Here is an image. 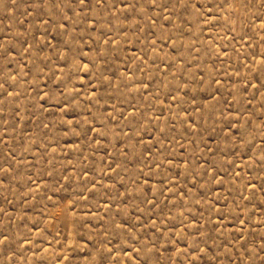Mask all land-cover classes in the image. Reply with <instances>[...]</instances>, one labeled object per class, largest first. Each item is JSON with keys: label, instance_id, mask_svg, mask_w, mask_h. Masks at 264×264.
<instances>
[{"label": "rangeland", "instance_id": "1", "mask_svg": "<svg viewBox=\"0 0 264 264\" xmlns=\"http://www.w3.org/2000/svg\"><path fill=\"white\" fill-rule=\"evenodd\" d=\"M0 264H264V0H0Z\"/></svg>", "mask_w": 264, "mask_h": 264}]
</instances>
